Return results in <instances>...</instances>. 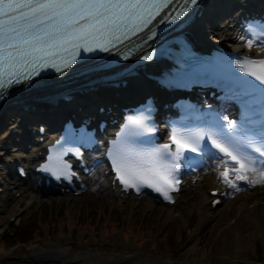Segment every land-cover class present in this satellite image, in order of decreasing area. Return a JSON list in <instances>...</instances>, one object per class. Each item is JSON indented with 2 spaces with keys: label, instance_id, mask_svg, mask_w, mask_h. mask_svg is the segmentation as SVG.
Returning <instances> with one entry per match:
<instances>
[{
  "label": "snow or ice",
  "instance_id": "obj_1",
  "mask_svg": "<svg viewBox=\"0 0 264 264\" xmlns=\"http://www.w3.org/2000/svg\"><path fill=\"white\" fill-rule=\"evenodd\" d=\"M169 3L171 0H0V90L18 82L17 78L27 80L52 61H59V65L53 64L58 70L69 67L75 62L76 50L81 47L87 51H92V46L107 50V45L121 43L147 27ZM196 4L197 0H185V6L172 18L178 19L189 5ZM252 43L248 41L249 47ZM246 63L252 70L244 65L240 70L264 84V60ZM235 83L242 89L234 94L235 98L247 106L243 99L247 83L239 80ZM2 96L3 91H0V98ZM128 119L133 127H126L121 140L114 141L108 153L117 178L126 188L139 191L146 185L171 199L165 189L174 187L176 161L186 151H198L202 143L207 147V141L224 157L230 158L223 163L233 162L240 166L231 170L238 180L245 178L238 173L245 170V161L251 160L242 149H252L264 157V135L257 146L256 138L241 136L244 129L238 130L227 116L222 118L227 124L220 125L218 130L178 131L173 128L169 137L171 143L149 149L135 147V138L155 129L148 128L142 119ZM220 176L225 183H232L227 172H221Z\"/></svg>",
  "mask_w": 264,
  "mask_h": 264
},
{
  "label": "bare ground",
  "instance_id": "obj_2",
  "mask_svg": "<svg viewBox=\"0 0 264 264\" xmlns=\"http://www.w3.org/2000/svg\"><path fill=\"white\" fill-rule=\"evenodd\" d=\"M247 1L255 2L253 0ZM240 2L241 0H212L202 20H199L196 26L191 29L192 37L198 45L210 47L219 44L222 46L240 47V44H237L234 27H232L235 22L233 16L237 12L236 7L239 6ZM228 17L231 19L225 20ZM70 74L73 73L65 76ZM65 76L59 77V79ZM55 85L56 83L51 84V88H54ZM145 89L152 90V93L156 92L153 83L147 80L141 82L133 80L125 88L117 89L116 91L119 95L137 99L139 92ZM105 93H102L99 98L102 99ZM25 103L38 104L32 96L26 99ZM83 103L86 104L85 101L77 104L81 105ZM118 103L117 100H114L112 107L116 108ZM121 105L127 104L123 102ZM18 109L17 105H9L0 109V128L8 121L6 130L9 126L10 129L14 128L17 130V133L5 130L2 136L3 140H1L0 155H4V151L7 152L4 168L9 173H12V168H16L17 165H25L26 167L29 165L30 170H28L26 177L36 187V190L33 189L32 191L33 194H30V197L35 199L34 194L40 193L43 189H40L36 184L38 176L31 171L32 164H34L38 151L47 142L46 139L52 135L53 131H49V134L44 137L43 144H39V137L28 131L31 130V127L35 128L37 125L28 123V125L33 126H22L21 117H28V115H19L23 110ZM37 116L40 117L41 115L37 112ZM206 164H209V170L206 173H202L203 170L197 172L196 175H201V173L202 175L198 176L193 183H186L182 185L183 187L181 186L182 190L188 193L192 189L194 190V186L198 185L195 188L192 200L188 202L189 204L184 205L177 214L179 224H182L195 210L197 212V223L200 228L207 226L214 218H217L208 239L202 244L180 248L175 257H172V255L152 257L145 252L119 253L112 251L103 253L85 246H75V241L73 240L60 242L61 245L52 243L43 246L17 243L5 246L3 243L6 242L1 239L0 264H264V260L259 261L257 255L245 251V247H248L254 252L256 236L259 237V241L264 242V179L261 182L253 181L251 180L253 179L251 174L245 176L243 180L233 178V182L239 188L237 192H234L233 187L225 183L221 178L220 172L223 169V165L219 163L214 155L208 157ZM103 172L104 170L102 169L100 173L103 174ZM83 177L87 181L90 178L89 175ZM25 181L27 182V179H23L24 184ZM99 182L102 184H100L98 191L106 188V190H112L114 193H120L116 186L112 185L111 178L108 175L103 174L102 180ZM8 190L12 191L13 188ZM55 191L56 189L52 188L48 191L52 193L48 194L53 195ZM214 191L216 193L212 194ZM0 197L3 199L2 195ZM8 200L10 202L3 203L6 207L14 201L13 196H8ZM152 201H155V199L152 198ZM20 206L21 203L16 208H11L12 210L8 214L9 216L15 215L18 222L23 220V215L26 211H21ZM151 206L152 203L150 204ZM161 206L157 217L163 219V223L172 220L174 212L167 205L161 204ZM29 221H32V219ZM103 227L108 229L106 222H104ZM189 227L186 226V229ZM50 228L53 231L54 225L51 224ZM128 229L133 231L129 226ZM63 243L71 244L74 249L62 247Z\"/></svg>",
  "mask_w": 264,
  "mask_h": 264
},
{
  "label": "rangeland",
  "instance_id": "obj_3",
  "mask_svg": "<svg viewBox=\"0 0 264 264\" xmlns=\"http://www.w3.org/2000/svg\"><path fill=\"white\" fill-rule=\"evenodd\" d=\"M6 128L7 125L0 130V145ZM4 153V155H0V194L3 197V199L0 197V240L6 242L3 243L5 246L17 243L43 246L52 243L61 245L60 242L73 240L75 246H85L103 253L112 251L119 253L145 252L152 257L169 255L175 257L180 248L204 243L217 221V218H214L207 226L200 228L197 223V212L194 210L185 222L179 224L177 214L184 205L189 204L188 202L192 200L198 185L188 193L182 190L177 195V202L167 205L174 215L172 220L165 223H163V219L157 217V213L162 207L160 203L152 201L150 198L138 200L121 197L110 191H98L101 182L97 183L99 180L97 175L92 174L89 175L88 180L89 184L93 185L92 189L81 195L36 193L34 194L35 199H32L30 197V194H33L30 181H25L24 184L23 181H18L15 175H9L4 170L7 152L4 151ZM207 170H209L208 167L203 169L202 173H206ZM201 175H190L186 177L187 180L183 184L193 183ZM253 178L251 179L253 181H262L261 177ZM9 188H13V190H8ZM8 196H13L14 200L9 203L10 207L3 204L10 202ZM19 203H21V211L26 210L21 222L17 221L15 215H8L11 208H16ZM152 211L154 214L151 213ZM31 219L42 225L43 236L34 241L22 242L20 235ZM104 222L107 223L110 230H105ZM52 223L56 224L54 231L48 230V225ZM128 226L133 231L128 229ZM186 226L190 227L186 229ZM62 247L72 248L71 244L64 243ZM245 251L257 255L259 261L264 260V242L259 241L257 236L255 237L254 252L248 247H245ZM154 262L156 263V261Z\"/></svg>",
  "mask_w": 264,
  "mask_h": 264
},
{
  "label": "trees",
  "instance_id": "obj_4",
  "mask_svg": "<svg viewBox=\"0 0 264 264\" xmlns=\"http://www.w3.org/2000/svg\"><path fill=\"white\" fill-rule=\"evenodd\" d=\"M54 225V229L53 231L56 229V224L55 223H52ZM50 225H48V230L52 231V229L50 228ZM97 226V225H96ZM105 230H110V229H105ZM42 231H43V228H42V225L35 221V220H32V221H29L27 222V227L24 229V232L21 233L20 235V241L22 242H25V241H34L36 240V238L38 237H42L43 234H42ZM107 232V231H106ZM110 232V231H108Z\"/></svg>",
  "mask_w": 264,
  "mask_h": 264
}]
</instances>
